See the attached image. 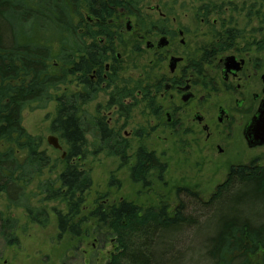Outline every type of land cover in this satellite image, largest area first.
I'll list each match as a JSON object with an SVG mask.
<instances>
[{
  "label": "trees",
  "instance_id": "obj_1",
  "mask_svg": "<svg viewBox=\"0 0 264 264\" xmlns=\"http://www.w3.org/2000/svg\"><path fill=\"white\" fill-rule=\"evenodd\" d=\"M260 1L264 5V0ZM138 4L139 0H0V197H5L8 208L23 209L33 223L46 224L47 214L30 205L26 189L51 161L40 150V139L23 128V111L42 109L55 100L56 114L50 131L67 145L66 161L83 157L89 135L99 150L121 156L122 165L127 164V144L104 122L81 110L82 105L94 100V95L61 92L53 98L52 93L65 85L67 75L74 76L80 68L78 29L84 21L82 12L104 22L114 10L122 8L137 17L140 24ZM35 34L44 37L43 43L32 40ZM51 40L59 46L55 55ZM164 170L154 153L143 148L134 155L131 178L145 186L148 177L155 173L161 178ZM90 187L89 173L70 164L55 179L37 185L44 201L66 206L64 213L55 211L61 234L81 233L85 221L75 219ZM192 195L198 198L197 193ZM257 200L264 203V167L236 165L228 170L208 200L196 202L198 208L206 209V222L220 203H230L238 209ZM184 210L181 201L171 211L167 206L142 209L122 201L116 206L98 205L89 212L88 221L114 237V251L106 264H173L181 257L174 251L178 234L184 228L202 225L198 226L197 219L185 215ZM0 227L6 243L14 244L16 221L0 212ZM202 246L200 255L206 264H264V220L243 218L236 213L223 216L202 240Z\"/></svg>",
  "mask_w": 264,
  "mask_h": 264
},
{
  "label": "rangeland",
  "instance_id": "obj_2",
  "mask_svg": "<svg viewBox=\"0 0 264 264\" xmlns=\"http://www.w3.org/2000/svg\"><path fill=\"white\" fill-rule=\"evenodd\" d=\"M138 8L141 25L187 29L190 33L187 36L188 43H191L189 47L199 48L208 44L206 29L239 30L246 47H251V57L256 52V43L264 41V5L260 0H139ZM84 17L85 13L82 12L83 20ZM134 21L140 25L137 17H130L131 25ZM74 23L78 24L79 21L74 20ZM43 38L41 34H35L32 40L43 43ZM49 44L53 54H57L58 44L54 40ZM129 48L130 44L119 50L122 56L120 65L124 72L121 76L124 79L130 76L136 79L145 75L152 56L145 51L136 55L135 50L130 52ZM262 59L264 61V55ZM73 88L74 84H71L68 90L72 91ZM63 90L62 86L58 92H53V98ZM106 102L107 97L100 95L82 109L87 116L98 120L104 116L110 121L109 127L125 137L126 165H122L118 157L99 150L98 144L89 135L86 137L83 157L66 161L67 145L50 131L57 107L54 99L42 109L23 111V128L29 135L40 139V150L51 161L42 175L35 178L26 189V194H30V205L43 209L47 214V222L44 225L31 222L23 209L8 208L5 197L1 196L0 212L4 217L16 221V229L13 234L15 243L9 245L0 227V264H106L108 256L114 251V237L107 230L88 221L89 212L100 204L116 206L125 201L142 209L167 206L171 211L179 201L183 202L184 214L193 215L198 226L202 225L198 228H184L178 234L174 251L181 257L173 264H206L200 255L202 240L212 233V227L223 216L236 213L243 218L264 220V203L257 200L245 203L238 209L230 203H220L215 212L203 222L207 212L206 209L198 208L196 200L209 199L214 188L226 178L227 168L213 165L197 144L192 143L195 136H181L159 129L158 121L144 108L143 103L133 106L129 115L123 118L113 110L109 113L105 108ZM48 137L57 138L61 150L49 145ZM139 147L153 151L167 165L161 178L153 173L147 178L148 184L145 186L135 183L131 178L134 155ZM67 164L88 172L91 178V187L83 195L82 208L75 219L85 221L81 224L82 236L79 238L69 233L60 234L58 230L55 211L64 213L66 206L57 201H44V196L37 191L40 182L55 179ZM179 189L188 190L178 192ZM192 193H197L198 198H194Z\"/></svg>",
  "mask_w": 264,
  "mask_h": 264
},
{
  "label": "flooded vegetation",
  "instance_id": "obj_3",
  "mask_svg": "<svg viewBox=\"0 0 264 264\" xmlns=\"http://www.w3.org/2000/svg\"><path fill=\"white\" fill-rule=\"evenodd\" d=\"M112 15L102 22L85 13L78 29L80 68L74 76H66L62 92L94 95V100L104 95L107 111L123 118L143 103L159 129L195 136L192 143L213 165L227 168L226 175L236 165L264 167V144L251 129L253 120L264 117V41L256 43L251 57V47H246L239 30L206 29L208 44L189 47L187 29L135 21L131 25L132 15L122 8ZM128 44L130 52L152 56L145 75L136 79L121 76L120 51ZM71 84L74 88L69 91ZM100 120L127 144L122 134L109 127V120L104 116ZM139 149L143 147L136 152ZM154 155L165 173L166 163Z\"/></svg>",
  "mask_w": 264,
  "mask_h": 264
},
{
  "label": "water",
  "instance_id": "obj_4",
  "mask_svg": "<svg viewBox=\"0 0 264 264\" xmlns=\"http://www.w3.org/2000/svg\"><path fill=\"white\" fill-rule=\"evenodd\" d=\"M251 129L256 133L255 139L259 140V144H264V117L262 115L259 116L257 120H253L251 124ZM47 143L51 145L54 149L61 150V146L59 145L57 138L48 137ZM63 157H64V154H63Z\"/></svg>",
  "mask_w": 264,
  "mask_h": 264
}]
</instances>
